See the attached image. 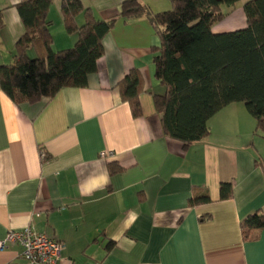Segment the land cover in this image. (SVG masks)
Segmentation results:
<instances>
[{
    "label": "crops",
    "instance_id": "0c3cea01",
    "mask_svg": "<svg viewBox=\"0 0 264 264\" xmlns=\"http://www.w3.org/2000/svg\"><path fill=\"white\" fill-rule=\"evenodd\" d=\"M21 1L0 0V66L13 61L24 34ZM63 1L52 0L47 17L55 52L78 38L64 29ZM125 1L80 0L96 19L115 20L85 88L35 105H15L0 90V242L29 227L64 245L57 264H264V229L252 241L240 229L249 215H264V140L255 120L235 103L209 120L205 139L185 147L167 137L153 104L165 92L154 76L159 40L146 16L121 15ZM138 1L151 13L167 8L165 0ZM248 1L212 31L244 29ZM131 71L142 84L138 118L119 88ZM110 164L122 170L111 173ZM223 183L232 186L227 199ZM204 195L210 202L191 203ZM0 264L27 262L20 246L7 244Z\"/></svg>",
    "mask_w": 264,
    "mask_h": 264
},
{
    "label": "trees",
    "instance_id": "16d2710c",
    "mask_svg": "<svg viewBox=\"0 0 264 264\" xmlns=\"http://www.w3.org/2000/svg\"><path fill=\"white\" fill-rule=\"evenodd\" d=\"M169 1L171 9L159 13H151L138 0L121 5L125 18L146 16L159 40L152 47L154 76L165 92L154 95L153 104L161 115L163 133L189 146L209 136L208 122L214 115L242 103L256 122L255 136L264 140V0L244 4V29L222 34L212 29L239 0ZM51 5L52 0H22L17 5L24 34L15 45L13 61L0 66V90L15 105H35L54 98L62 89L85 88L103 57L102 41L115 20H98L80 0H64V29L78 38L72 48L55 52L47 19ZM79 17L83 18L81 25L77 24ZM30 48L33 58L27 55ZM141 86L138 71L129 72L119 84L121 98L134 118L142 116ZM108 168L111 173L122 170L113 164ZM231 195V184H221L220 198ZM206 202H210L207 195L191 201ZM240 229L244 241L256 240L264 229V215H249Z\"/></svg>",
    "mask_w": 264,
    "mask_h": 264
},
{
    "label": "built area",
    "instance_id": "2783aa9c",
    "mask_svg": "<svg viewBox=\"0 0 264 264\" xmlns=\"http://www.w3.org/2000/svg\"><path fill=\"white\" fill-rule=\"evenodd\" d=\"M106 154H101L105 157ZM43 157V154H42ZM7 244H17L22 249V258L27 264H57L64 245L34 232L29 227L9 230L2 242L0 250Z\"/></svg>",
    "mask_w": 264,
    "mask_h": 264
},
{
    "label": "rangeland",
    "instance_id": "374dc122",
    "mask_svg": "<svg viewBox=\"0 0 264 264\" xmlns=\"http://www.w3.org/2000/svg\"><path fill=\"white\" fill-rule=\"evenodd\" d=\"M165 3L167 4L165 7H167V8H163V7H161L163 10H161L160 12H164V11H168V10H170L171 9V3H170V1L169 0H165ZM165 3H164V5H165ZM159 13V12H158Z\"/></svg>",
    "mask_w": 264,
    "mask_h": 264
}]
</instances>
